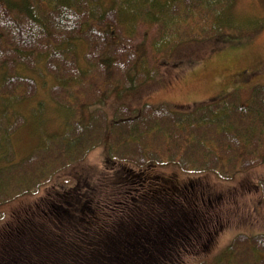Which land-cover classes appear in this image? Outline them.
<instances>
[{
    "label": "trees",
    "instance_id": "16d2710c",
    "mask_svg": "<svg viewBox=\"0 0 264 264\" xmlns=\"http://www.w3.org/2000/svg\"><path fill=\"white\" fill-rule=\"evenodd\" d=\"M30 1L25 0L27 8L18 6L16 12L15 4L0 0V66L14 59L18 62L16 65L34 66L32 51L36 50V60L41 61L38 64L52 69L60 85L65 86L67 83L79 85L81 77L90 76L98 65L102 69L91 76L92 92L97 91V84L107 87L110 74L117 81H127L134 79L143 68L140 64L146 63V59L143 61L146 46L135 42L136 27L146 28L145 33L152 31L154 36L148 49L151 57H159L179 42L212 37L218 24L228 19L232 5V0H108V4L103 3L106 0H34L36 6L31 7ZM52 36L56 41L52 42ZM75 40L87 47L81 57L82 67L74 59L68 62L65 58L67 63L60 57L66 56L68 47H75ZM18 56L24 61L20 62ZM142 74L153 76V68L144 67ZM7 78L0 81L5 82ZM11 79L6 90L0 91L1 98L5 94L10 98H4L1 111L12 109L11 102L20 103L23 99L17 92L13 96L6 92L14 85L21 84L32 93L35 90L32 77L14 74ZM61 86H51L50 93ZM12 110L11 117L0 116V205L17 196L38 193L41 185L62 170L58 167L66 164V156L58 155L60 151H67L76 159L85 149L97 146L101 137L95 135L100 125L105 131L102 140L107 144L108 153L112 156L113 152L119 153V143L112 139L122 138L121 147L125 151L131 148L129 160L125 161L138 168L148 160L146 154L152 150L157 152L150 148L154 140L160 142L163 152H170L168 159L182 169L205 168L225 176L264 162V86L260 85L251 89L247 102H242L238 92L233 91L184 112L165 104H143L136 108L122 105L118 111L123 114L117 111L108 123L99 108L91 112L87 123L71 121V114L64 111L66 119L60 135L51 140L50 135L42 137L22 159L13 158L9 135L25 121L24 117L15 118L16 111ZM115 132H118L116 138ZM132 173L138 176L140 171ZM261 184L264 198L263 180ZM67 187L38 195L35 202L1 223L0 264H160L161 255L166 257L175 252L174 246L168 249L165 245L170 237L163 230L166 222L159 221L154 229L148 230L147 212L139 217L135 204L125 211L128 208L125 205L101 202L95 194L98 184H89L80 176ZM164 203L159 196L153 202L154 206ZM174 212L178 222L185 219L181 211ZM168 216L172 215L168 213ZM177 221L173 222L177 224ZM229 249L233 251L231 259L236 254L244 259L251 255L245 264H264V259L258 257L264 252L263 233L254 236L241 233L227 247L230 252ZM173 258L172 264H177V257L176 261ZM232 263L231 260L227 264Z\"/></svg>",
    "mask_w": 264,
    "mask_h": 264
},
{
    "label": "rangeland",
    "instance_id": "374dc122",
    "mask_svg": "<svg viewBox=\"0 0 264 264\" xmlns=\"http://www.w3.org/2000/svg\"><path fill=\"white\" fill-rule=\"evenodd\" d=\"M6 1L16 5L13 6L16 12L18 6L27 8L25 0ZM103 3L108 4V0ZM30 6L35 7L36 2L31 0ZM230 8L231 16L218 24V29L212 34L211 39L202 36L196 40L179 42L159 57H151L148 49L149 42L154 36L152 31L148 30L145 33L146 28L136 27L133 32L135 42L137 45L146 46L143 58V61L146 59V63L141 59L140 64V66L143 64V68L137 72L138 75H135L134 79L127 81L125 79L117 81L115 75L110 74L107 87L97 84L95 92L91 91L90 83L92 74L102 69L98 65L90 76L81 77L79 85L67 83L61 86L52 69L44 64H38L41 61L36 60L38 56L36 50L32 51V58L36 61L34 66L31 63L16 65L18 62L15 59L12 60L14 62L2 64L0 79L8 78L5 82L0 81V91L6 90L14 74H24L35 80L34 93L21 84L17 87L14 85L12 89L6 91L12 96L17 92L23 97L20 103L11 102L12 109L16 111L15 118L24 117L25 121L24 125L9 135L13 158L22 159L46 135H50L49 140L59 136L65 124L64 111L71 114L69 116L71 121L87 123L91 112L99 108L103 111L101 115L105 123H108L122 105L136 108L143 104L153 106L165 104L172 110L184 112L198 104L202 105L204 101L217 100L233 91L238 92L242 102H247L254 86H264V0H232ZM218 34L220 35L217 36ZM53 41L56 40L52 36ZM6 46L10 49L7 44ZM86 52L85 43L75 40V47H68L66 56L60 57H63L65 62H67L65 58L69 60L68 62L74 59L77 65H81L83 61L81 57ZM17 59L20 62L24 61L20 56ZM144 67H150L151 70L153 68V76L146 77L142 74ZM53 85H59L62 89L51 94L50 87ZM80 85L82 88L79 89ZM34 94L35 97L30 98ZM3 96L10 99L6 94ZM4 98L0 97V105L3 104ZM90 103L93 105H85ZM66 107L73 108L64 109ZM12 109L0 110V116L11 117L14 114ZM118 112L120 115L123 114L120 110ZM104 134V128L100 125L99 132L95 135L101 137L99 144L90 150L85 149L81 156H76V159L67 151H60L58 155L61 158L65 155L68 165L58 167L62 170L45 185H41L38 193L2 201L0 226L12 213L35 202L38 195L68 188L67 185L70 186L76 176L84 178L89 184H98L99 188L95 187V194L99 195L98 199L101 202L107 200L111 203L116 202V205H125L128 207L125 211L130 210V206L135 204L139 217L142 212L152 216L151 210H155L154 213L157 215L159 210L154 205L144 209L142 204L133 199L141 195L140 199L143 200L147 190L153 189V194L158 192L157 188H154L155 184H167L172 191L176 190L182 194L187 187L188 192L182 198L183 207L167 203V208L161 209L172 217H176L174 211H181L185 219L180 222L172 220L177 221L175 230L169 225L172 233L167 239L172 243H168V247L171 249L174 246L175 252L166 257L161 255L160 264H172L171 257H174L173 261L177 259V264H227L231 260L232 264L248 262L251 255L244 256V259L236 254V258L231 259L233 251L229 249V252L227 247L241 233L247 236L264 234V198L261 192L264 162H257L225 176L205 168L182 169L175 161L168 159L170 152H163L159 146L160 142L154 140L150 148L156 149L157 152L152 150L146 154L148 160L142 164L137 162L141 165L138 168L136 167L138 165L125 161L129 160L128 151H131V148L125 151L121 147L122 138L118 141L112 139L119 143L120 149L119 153L113 152L114 156L110 155L107 144L102 140ZM116 136L118 132H115L114 137ZM78 153L81 152L76 154ZM153 158L162 161L153 163L151 161ZM135 171H140L141 174L134 175L132 172ZM162 191L163 196L171 192L167 189ZM193 217L196 219L194 223L191 222ZM258 257L264 259V252L259 253Z\"/></svg>",
    "mask_w": 264,
    "mask_h": 264
},
{
    "label": "flooded vegetation",
    "instance_id": "af4514ba",
    "mask_svg": "<svg viewBox=\"0 0 264 264\" xmlns=\"http://www.w3.org/2000/svg\"><path fill=\"white\" fill-rule=\"evenodd\" d=\"M166 186H157L156 188H157V191L159 192H157L156 194L158 195H160V196H163V192H162V190H164L165 191V189H167V190H169V191H171L170 193H166L165 195H166V197L167 196H169L170 195V200H166V202L165 203H169V202H172V203H175V202H180V201H182V198H184L185 196H186V192H188V190H187V187L184 189V191L182 192V194L181 193H179L178 191H172L171 189H170V187H168L167 186V184H165ZM163 187H166L165 189H163ZM150 192L148 193L147 192V194H148V197L151 199V198H153V197H155V195L153 194V189H150L149 190ZM146 194V195H147ZM178 195V196H177ZM162 202H163V199H162ZM177 203H175L176 205H177Z\"/></svg>",
    "mask_w": 264,
    "mask_h": 264
}]
</instances>
